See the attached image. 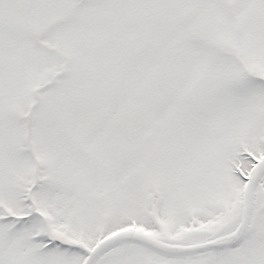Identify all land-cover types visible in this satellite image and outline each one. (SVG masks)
Returning <instances> with one entry per match:
<instances>
[{"label": "snow or ice", "instance_id": "6c2138e0", "mask_svg": "<svg viewBox=\"0 0 264 264\" xmlns=\"http://www.w3.org/2000/svg\"><path fill=\"white\" fill-rule=\"evenodd\" d=\"M0 264H264V0H0Z\"/></svg>", "mask_w": 264, "mask_h": 264}]
</instances>
